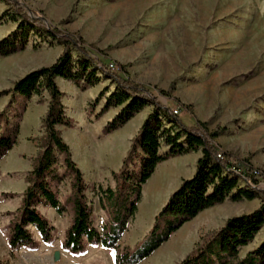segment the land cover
Listing matches in <instances>:
<instances>
[{
	"label": "rangeland",
	"instance_id": "rangeland-1",
	"mask_svg": "<svg viewBox=\"0 0 264 264\" xmlns=\"http://www.w3.org/2000/svg\"><path fill=\"white\" fill-rule=\"evenodd\" d=\"M24 1L46 24L80 33L94 46L91 48L94 57L106 55L126 65L130 77L147 85L164 107L178 110L176 115L186 125L194 126L200 120L207 122L210 130L224 127L216 139L221 148L240 159H248L264 171V0ZM7 10L13 12L5 0H0V16ZM7 16L0 19V40L18 33L19 22ZM40 38L39 33L32 34L24 50L0 56V91L12 89L28 73L56 62L63 45ZM38 42L40 45L35 47L34 43ZM56 81L64 92L62 101L67 115L74 120L71 127H57L83 173L94 222L101 229L108 217L93 189L100 185L115 188L112 173L122 167L133 138L154 106L147 105L123 127L104 134V126L121 107L98 114L117 83L103 77L99 84L82 90L72 81L59 77ZM173 81L176 82L173 98L159 93L158 89L168 90ZM104 88L109 92L96 104ZM49 100L47 91L30 99L13 92L0 96V132L5 119L20 123L16 145L0 160V260L10 264H115L114 249L89 245L83 253L73 254L62 247L74 216L73 173L59 152H56L59 159L56 169L62 180L54 182L53 188L61 203H66V210L59 214L50 206H39L54 228L53 240L43 242L36 228L30 225L39 246L14 251L9 247L11 229L28 186L27 176L42 149ZM161 119L166 126L171 125L164 115ZM192 121L195 122L190 125ZM197 152L172 157L157 166L143 185L138 210L127 224L119 242L120 250L133 249L148 237L171 194L184 179L194 176L200 157ZM140 165L139 156L129 169L139 172ZM257 187L264 189V184L260 182ZM4 193L14 195L9 197ZM261 205L262 200L257 197L238 202L226 200L206 209L137 264H178L229 219L251 214ZM262 243L264 226L252 242L241 248L240 257ZM55 253L59 254L58 258Z\"/></svg>",
	"mask_w": 264,
	"mask_h": 264
},
{
	"label": "trees",
	"instance_id": "trees-1",
	"mask_svg": "<svg viewBox=\"0 0 264 264\" xmlns=\"http://www.w3.org/2000/svg\"><path fill=\"white\" fill-rule=\"evenodd\" d=\"M13 12L7 10L0 16L18 21V33L0 40V56H8L24 50L32 34L39 33L41 40L57 42L63 45V51L56 62L40 67L17 80L12 89L0 91L1 95L17 93L26 99L33 95L41 96L47 91L50 100L44 118L45 136L42 147L35 159L34 167L27 176L26 187L18 219L14 222L9 236L11 251L20 247L36 249L39 241L29 229L32 225L39 232L43 242L53 240V226L40 211V205L50 206L62 214L66 203H61L54 190V182L62 180L56 166L59 159L56 152L64 156L65 166L73 173L71 198L74 216L68 227L62 247L73 253H83L87 246H101L114 249L115 264H137L150 256L184 223L194 219L206 209L226 200L238 202L261 198L262 205L251 214L231 218L226 225L207 237L198 247L178 264H264V243L256 250L240 257V250L252 242L264 226V189L258 188L259 177L255 171H264L254 167L248 159H240L233 152L225 151L217 142L224 127L210 130L207 122L198 120L196 125L188 126L171 108L164 107L159 98L147 85L133 80L126 65L113 61L109 56L94 57L93 45L86 42L78 32H71L46 24L37 11L24 0H5ZM40 42L34 43L38 47ZM99 52H103L98 49ZM115 65V69L111 67ZM72 81L82 90L99 84L103 77L117 83L116 89L106 96L101 114L111 108L121 107L118 114L103 128L104 134L123 127L147 105H153L154 111L141 126L138 135L133 138L128 155L118 172H113L115 188L99 186L96 192L101 209L107 214V222L99 229L94 222L93 206L88 200L87 186L80 167L72 158L69 145L62 137L57 126L71 127L74 120L67 115L62 98L64 92L57 84V78ZM176 89L173 81L168 90L158 89L159 93L172 97ZM109 92L104 88L96 98V104ZM185 107L191 110L190 106ZM167 118L168 127L161 119ZM20 133V123H11L5 119L0 132V160L16 145ZM163 146L167 147L162 151ZM202 150L197 160L193 177L184 179L169 197L168 202L155 218L153 229L147 238L133 249H119V242L133 219L142 197L143 185L153 175L157 166L179 155ZM135 156V157H134ZM141 157L140 170H130L134 158ZM243 182V186L240 184ZM13 196L14 193H4ZM0 264H10L0 260Z\"/></svg>",
	"mask_w": 264,
	"mask_h": 264
},
{
	"label": "built area",
	"instance_id": "built-area-1",
	"mask_svg": "<svg viewBox=\"0 0 264 264\" xmlns=\"http://www.w3.org/2000/svg\"><path fill=\"white\" fill-rule=\"evenodd\" d=\"M111 67H112L113 69L116 68L114 64H111ZM173 112H174L175 114H178V110H176V109H173ZM255 174L257 175V177H259L260 182H262V183L264 184V175L261 173V171L257 170V171H255Z\"/></svg>",
	"mask_w": 264,
	"mask_h": 264
},
{
	"label": "crops",
	"instance_id": "crops-1",
	"mask_svg": "<svg viewBox=\"0 0 264 264\" xmlns=\"http://www.w3.org/2000/svg\"><path fill=\"white\" fill-rule=\"evenodd\" d=\"M194 122H195V121H192V122H190L189 124H190V125H193ZM163 148H164V151L167 150V147H166V146H163ZM197 154H198L197 156L199 157V156L202 155V152H197ZM151 180H152V179H151ZM149 182H150V180H149ZM149 182H148V183H149ZM180 183H181V181L178 183L177 187H179ZM176 189H177V188H176Z\"/></svg>",
	"mask_w": 264,
	"mask_h": 264
},
{
	"label": "water",
	"instance_id": "water-1",
	"mask_svg": "<svg viewBox=\"0 0 264 264\" xmlns=\"http://www.w3.org/2000/svg\"><path fill=\"white\" fill-rule=\"evenodd\" d=\"M59 254L58 253H55V257L58 258Z\"/></svg>",
	"mask_w": 264,
	"mask_h": 264
}]
</instances>
